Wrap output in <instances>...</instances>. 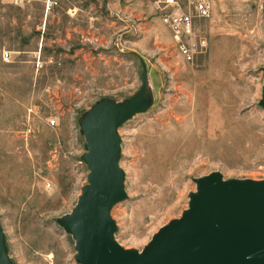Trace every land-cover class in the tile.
<instances>
[{
    "label": "rangeland",
    "instance_id": "obj_1",
    "mask_svg": "<svg viewBox=\"0 0 264 264\" xmlns=\"http://www.w3.org/2000/svg\"><path fill=\"white\" fill-rule=\"evenodd\" d=\"M210 3L194 21L208 47L189 60L151 0H0V226L13 264H78L58 221L88 184L82 119L135 96L144 68L152 104L119 128L122 247L142 251L181 218L196 179L264 180V0Z\"/></svg>",
    "mask_w": 264,
    "mask_h": 264
},
{
    "label": "water",
    "instance_id": "obj_2",
    "mask_svg": "<svg viewBox=\"0 0 264 264\" xmlns=\"http://www.w3.org/2000/svg\"><path fill=\"white\" fill-rule=\"evenodd\" d=\"M152 104L147 69L140 91L118 103L98 102L85 114L81 133L90 171L73 211L58 222L75 240L78 264H264V180L224 179L219 172L196 179L182 217L156 233L142 250L115 240L112 209L126 199L119 165V128ZM260 106L264 108V88ZM0 264H13L0 226Z\"/></svg>",
    "mask_w": 264,
    "mask_h": 264
},
{
    "label": "built area",
    "instance_id": "obj_3",
    "mask_svg": "<svg viewBox=\"0 0 264 264\" xmlns=\"http://www.w3.org/2000/svg\"><path fill=\"white\" fill-rule=\"evenodd\" d=\"M151 2L152 7L169 26L179 51L185 58L192 60L207 49L205 38L194 37V21L195 18L210 17V0H151ZM9 57L10 52L3 54L5 61H8ZM48 123L51 127L57 124L55 119Z\"/></svg>",
    "mask_w": 264,
    "mask_h": 264
}]
</instances>
